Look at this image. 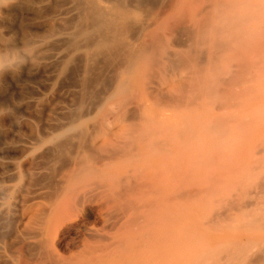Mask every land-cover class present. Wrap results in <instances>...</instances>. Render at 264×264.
I'll list each match as a JSON object with an SVG mask.
<instances>
[{"label":"bare ground","instance_id":"obj_1","mask_svg":"<svg viewBox=\"0 0 264 264\" xmlns=\"http://www.w3.org/2000/svg\"><path fill=\"white\" fill-rule=\"evenodd\" d=\"M147 1L59 2V13L37 31L44 38L30 43V61L54 66L32 103L66 60L76 66V83L70 102L55 111L59 118L0 143V264H159V124L146 113L147 67L159 75V49L177 13L199 42L228 15L227 1L240 3L207 0L196 9L191 0H168L163 13L137 21ZM131 22H138L134 34ZM16 56L0 53V81L13 73ZM103 70L109 80L97 92L95 73Z\"/></svg>","mask_w":264,"mask_h":264},{"label":"rangeland","instance_id":"obj_2","mask_svg":"<svg viewBox=\"0 0 264 264\" xmlns=\"http://www.w3.org/2000/svg\"><path fill=\"white\" fill-rule=\"evenodd\" d=\"M66 1L0 0V53L17 52L13 73L0 81V143L53 122L70 102L71 60L51 89L30 101L54 76L53 65L30 61V43L44 38L37 36L43 20ZM150 1L137 21L155 18L169 3ZM206 1L190 2L197 9ZM233 1L240 8L227 1L228 15L199 42L177 13L159 49V75L147 67L146 113L159 124V264H264V0ZM137 23L129 25L133 34ZM67 27L59 25L61 32ZM104 71L95 73L97 92L109 80Z\"/></svg>","mask_w":264,"mask_h":264}]
</instances>
